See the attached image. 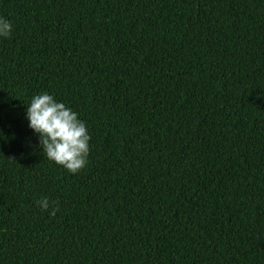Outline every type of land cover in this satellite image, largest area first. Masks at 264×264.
Segmentation results:
<instances>
[{
  "label": "trees",
  "instance_id": "obj_1",
  "mask_svg": "<svg viewBox=\"0 0 264 264\" xmlns=\"http://www.w3.org/2000/svg\"><path fill=\"white\" fill-rule=\"evenodd\" d=\"M0 18V264H264V0H0ZM45 92L86 125L77 174L28 127Z\"/></svg>",
  "mask_w": 264,
  "mask_h": 264
},
{
  "label": "clouds",
  "instance_id": "obj_2",
  "mask_svg": "<svg viewBox=\"0 0 264 264\" xmlns=\"http://www.w3.org/2000/svg\"><path fill=\"white\" fill-rule=\"evenodd\" d=\"M11 33V22L0 18V37H10ZM26 118L28 127L38 134L42 153L49 160L72 174H77L86 166L90 136L76 112L45 92L31 99ZM52 203L58 205V201ZM49 204L47 197L37 201V205L45 211L49 210ZM57 211L58 207L52 208L50 215L55 216Z\"/></svg>",
  "mask_w": 264,
  "mask_h": 264
}]
</instances>
